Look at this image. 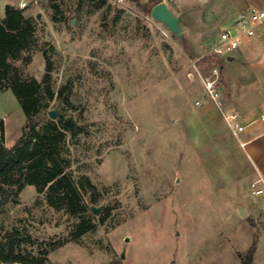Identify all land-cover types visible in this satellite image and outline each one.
Masks as SVG:
<instances>
[{"label": "rangeland", "instance_id": "1", "mask_svg": "<svg viewBox=\"0 0 264 264\" xmlns=\"http://www.w3.org/2000/svg\"><path fill=\"white\" fill-rule=\"evenodd\" d=\"M159 1L180 17V36L151 16ZM226 1H30L22 13L34 29L11 62L24 78L42 81L48 71L53 94H45L37 128L49 110L81 127L67 133L61 153L76 182L87 176L97 187L98 200L83 191L94 211H85L86 230L76 236L79 220L26 184L0 206L1 236L15 229L21 247L34 252L60 243L48 254L51 264H241L258 230L236 206L264 195L244 185V196L235 194L230 139L223 140L220 111L200 79L218 60L210 49L232 16ZM17 2L0 0V20ZM223 63L225 73L231 66ZM0 118L10 147L26 125L10 89L0 92ZM260 247L257 264L264 239Z\"/></svg>", "mask_w": 264, "mask_h": 264}, {"label": "trees", "instance_id": "2", "mask_svg": "<svg viewBox=\"0 0 264 264\" xmlns=\"http://www.w3.org/2000/svg\"><path fill=\"white\" fill-rule=\"evenodd\" d=\"M22 10L6 4L0 20V92L2 89L12 91L26 120L20 137L7 147L4 144V122L0 118V206L6 203L11 193L18 194L26 184H32L38 193H44L49 205L55 208L64 206L79 220L75 234L78 236L86 230L83 226L85 211H94L83 201V191L89 192L91 202L97 201V187L87 176L76 182L69 170L70 159L61 153L67 133L73 136L81 131L75 121L62 116L48 118L42 130L37 128L35 116L46 107L45 94L52 96L53 92L48 71L42 81L34 77L24 78L11 62L17 51L26 48L34 29ZM105 211L106 215L108 208ZM17 235L15 229L0 235V264H51L49 252L61 245L43 242L34 252L22 248ZM254 251L255 245H252L241 255V264H253Z\"/></svg>", "mask_w": 264, "mask_h": 264}, {"label": "crops", "instance_id": "3", "mask_svg": "<svg viewBox=\"0 0 264 264\" xmlns=\"http://www.w3.org/2000/svg\"><path fill=\"white\" fill-rule=\"evenodd\" d=\"M247 6L264 10V0H227L223 9H229L228 11L233 13L222 28L230 25L238 12ZM236 50L237 56L231 55L228 59L230 69L228 67L222 74L223 92L220 106L210 103L220 111L218 117L220 127L229 136L223 139L226 141L225 139L229 138V144L224 146L233 149L234 160L228 167L234 173L232 177L236 191L234 192L242 197L243 185L251 191L250 183L259 178L260 185H264V22L257 27L256 35L242 39ZM199 109L204 120L212 119L208 108ZM229 113H235L236 117L227 120L225 115ZM235 124L242 128L237 130ZM261 194L264 195V192ZM238 202L239 206H236L238 212L239 208L243 207L244 219L258 230L253 255V264H257L256 257L262 249L260 245L264 239V198L248 207L243 199H239ZM260 263L264 264V260Z\"/></svg>", "mask_w": 264, "mask_h": 264}, {"label": "built area", "instance_id": "4", "mask_svg": "<svg viewBox=\"0 0 264 264\" xmlns=\"http://www.w3.org/2000/svg\"><path fill=\"white\" fill-rule=\"evenodd\" d=\"M32 0H18L17 7L24 9ZM264 22V10L255 6H247L245 9L238 12L235 20L221 29L218 34L217 43L212 46L210 52L218 57L213 63L207 75H200L205 96L215 105L220 106L222 95L221 77L224 72L223 60H228L232 52L235 51L241 40L250 38L256 35L257 27ZM195 104H200L199 100ZM236 117L235 113L225 115L227 120H232ZM237 130L242 127L235 124ZM261 179H255L250 183L253 194H261L264 192V185H260Z\"/></svg>", "mask_w": 264, "mask_h": 264}, {"label": "water", "instance_id": "5", "mask_svg": "<svg viewBox=\"0 0 264 264\" xmlns=\"http://www.w3.org/2000/svg\"><path fill=\"white\" fill-rule=\"evenodd\" d=\"M151 16L154 19L165 23L177 36L182 34L179 23L180 17L173 14L164 1H159L153 5L151 8ZM48 114L51 118H55L58 115V112L56 110H49ZM239 212L242 216H245V210L243 207L239 208Z\"/></svg>", "mask_w": 264, "mask_h": 264}]
</instances>
